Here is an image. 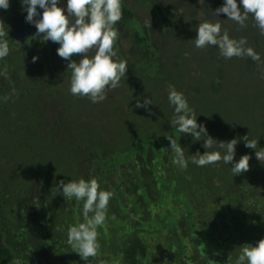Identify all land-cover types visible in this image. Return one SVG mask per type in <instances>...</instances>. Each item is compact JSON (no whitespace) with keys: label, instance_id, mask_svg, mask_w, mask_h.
I'll return each instance as SVG.
<instances>
[{"label":"rangeland","instance_id":"obj_1","mask_svg":"<svg viewBox=\"0 0 264 264\" xmlns=\"http://www.w3.org/2000/svg\"><path fill=\"white\" fill-rule=\"evenodd\" d=\"M155 1L164 8L168 24H162L150 8L136 0H121L134 13L135 25L150 45L151 54L147 66L137 65L131 43L117 23L119 35L114 51L117 59L127 61L128 70L120 86L109 90L102 102L92 103L69 92L71 73L57 55L59 44L44 42L42 36L36 35V28L28 39L33 56H42L48 64L54 91L69 108L78 143L96 147L105 162L118 164V182L139 210L141 227L128 229V210L113 195L106 223L98 232V256L90 258L89 264H116L122 239L132 232L147 244L150 264H175L168 235L170 223L176 226L183 242L187 264H235L239 246H255L264 238V160H257L255 150L245 147L240 139L247 134L249 140H258L257 150L264 148V64L247 57L225 59L219 55L218 47L197 49L193 39L199 23L219 20L230 37L246 38L247 46L264 60V36L254 26L251 15L244 28L228 20L224 13L215 16L213 12L225 0ZM66 3L60 0L58 6L65 7ZM7 10L0 9V18ZM93 54L94 50L89 53ZM8 69L16 85L28 91L18 100H4L0 109V174L5 183L0 198L13 229L9 246L21 264H33L27 234L11 218L9 204L28 187L29 174L42 169L48 219L40 227L41 238L51 250L54 264H85L67 244L68 226L83 221L80 202L59 194L53 197L50 191L60 180L78 179L74 145L68 140L53 142L38 122L33 111L35 90L17 50L9 56ZM169 84L184 94L197 114V123L204 124L212 138L225 142L238 139L234 159L249 155L247 172L233 176L231 163L198 167L189 159L186 170L172 163L173 152L165 136L178 140L186 158L197 151L203 154L205 149L203 140L195 141L190 134L170 126L174 109L167 98ZM145 97L152 101L150 112L135 106ZM130 144L138 147L135 166L140 186L120 162ZM93 178L101 189L110 191L98 171ZM186 208L192 215L194 233L188 227Z\"/></svg>","mask_w":264,"mask_h":264},{"label":"clouds","instance_id":"obj_2","mask_svg":"<svg viewBox=\"0 0 264 264\" xmlns=\"http://www.w3.org/2000/svg\"><path fill=\"white\" fill-rule=\"evenodd\" d=\"M60 0H23L27 15L26 22L34 24L36 35L42 36L43 41H52L59 44L57 55L67 61V70L70 71L69 92L73 96L86 97L92 103L107 99V92L120 86L122 78L126 77L128 65L126 60L117 59L114 43L118 38L115 25L122 19L121 0H67L65 7L58 6ZM9 0H0V9L9 8ZM241 8L243 11H241ZM38 9L42 10L39 11ZM215 16L220 13L227 15L228 20L246 27V21L251 18L254 26L264 36V0H225L221 7L213 12ZM8 32L3 29L0 21V59L9 54L7 41ZM197 49L216 46L219 55L225 59L233 57L250 58L257 64H264L259 53L247 46L244 37L235 39L229 36L222 24L204 20L196 27V38L193 39ZM94 50L93 55H89ZM188 53H185L187 56ZM78 56L79 59H73ZM38 57L33 56L35 62ZM261 78L264 79V69H261ZM167 98L174 113L170 126L177 132L190 134L195 141L203 140V154L197 151L186 158L183 147L171 135L165 136L170 142L173 152L172 163L181 170H186L189 159L198 167H204L222 162L232 164L233 176L247 172L250 168L249 155H242L238 161L235 157V147L238 139L233 138L227 142L212 138L204 124L197 123V114L188 104L182 92L169 84ZM5 96L3 99L8 100ZM152 105L150 98L145 97L143 102L136 101L137 108H148ZM245 147L255 150L257 160H264V148L257 147L258 140H249L247 134L241 137ZM53 197L62 195L64 199L82 202V222L69 225L67 228V244L79 254L80 258L89 264L90 258L96 259L100 244L98 242V226L106 223L110 199L114 193L103 190L96 178L85 180L83 178L70 179L67 182H56L55 188L50 189ZM115 219V217H112ZM235 264H264V238L252 244H242ZM13 264H21L15 259ZM98 264H103L99 261Z\"/></svg>","mask_w":264,"mask_h":264},{"label":"trees","instance_id":"obj_3","mask_svg":"<svg viewBox=\"0 0 264 264\" xmlns=\"http://www.w3.org/2000/svg\"><path fill=\"white\" fill-rule=\"evenodd\" d=\"M136 1L150 8L162 24L170 22L164 8L155 0ZM237 3L239 4V0H237ZM121 8L123 15L118 24L131 43L134 62L140 67H145L150 59V45L137 29L132 10L122 2ZM241 11H243L242 8ZM26 15L23 0H11L6 14L0 18V21L3 22L4 31L8 32L7 41L10 49L9 54L0 59V109L3 108V98L5 96L11 100H18L28 93L27 90L20 89L9 74L8 59L11 53L17 50L21 65L35 90V94H33L35 100L33 111L37 114L38 122H41V126L52 137L53 142L68 140L74 145V151L78 158V179L89 180L93 178L94 172L98 171L107 181L110 191L119 199L121 206L128 210L125 214L127 228L139 229L141 227L138 219L139 210L133 201L127 199L118 182L120 172L118 164L105 162L96 147L78 143L77 133L70 119L69 108L54 91L47 62L42 56L38 57V61L33 62V53L28 44V39L33 36L35 25L26 22ZM62 62L65 66L67 65V61L62 59ZM137 152L138 147L130 144L120 162L140 186V173L135 166ZM28 180V187L19 192L9 204V213L21 230L27 234L31 251L30 259L33 264H54L51 250L43 242L40 235V227L48 219V207L43 194L45 173L42 169L32 171ZM4 186L5 183L0 174V194L4 193ZM65 203L68 206L67 202ZM3 206L4 202L0 198V264H13V261L17 258L8 242L13 229L6 220ZM79 206L82 209L83 203L80 202ZM186 218L190 232L194 233V224L189 208H186ZM102 230V225L98 226L97 231L101 233ZM168 235L172 241L175 264H187L183 257V242L173 223L169 224ZM116 264H150L147 244L139 234L132 232L122 239Z\"/></svg>","mask_w":264,"mask_h":264}]
</instances>
